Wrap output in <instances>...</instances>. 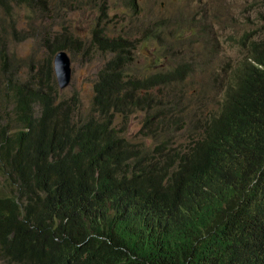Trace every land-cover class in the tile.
<instances>
[{
    "label": "trees",
    "instance_id": "1",
    "mask_svg": "<svg viewBox=\"0 0 264 264\" xmlns=\"http://www.w3.org/2000/svg\"><path fill=\"white\" fill-rule=\"evenodd\" d=\"M123 6L137 21L136 0ZM245 10L257 22L248 18L252 27L231 42L244 56L223 66L225 82L209 76L201 96L186 97L184 87L208 60L212 21L186 20L182 31L170 29L172 19L144 29L125 23L116 37L106 24L95 29L92 50L109 58L80 119L53 72L66 34L40 38L49 56L16 68L0 42V262L264 264V0ZM16 28L11 20L4 33ZM185 31L189 48L169 43ZM155 41L164 57L131 70L136 45ZM164 58L183 62L170 68ZM135 113L142 122L131 141L124 132Z\"/></svg>",
    "mask_w": 264,
    "mask_h": 264
},
{
    "label": "rangeland",
    "instance_id": "2",
    "mask_svg": "<svg viewBox=\"0 0 264 264\" xmlns=\"http://www.w3.org/2000/svg\"><path fill=\"white\" fill-rule=\"evenodd\" d=\"M105 5H101L102 2ZM124 0H46L44 4H12L5 9L0 6V42L7 50L8 56L14 60V67H20L29 61L38 59L44 60L49 56L48 50L39 49L38 41L42 37H57V34H66L63 37L66 46V52L71 60V79L69 85L59 90L58 93L62 98H76L78 101L77 119L85 118L90 110L91 98L93 95L92 86L96 79L98 71L102 68L109 56L102 52L92 50L91 37L95 29H102L105 26V33L109 37L123 35L120 29L126 27L125 23H132L135 29H144L152 25L156 19L164 18L175 22L177 28L181 31L187 26L186 17L188 14L189 0H136L140 7L141 13L135 21L128 16H124L122 11ZM252 0H205L208 11H223V15L215 24L214 33H212V44L208 48V59L212 64L202 66L197 62V67L191 74L189 83L184 87V94L189 96H201L204 84L208 81V73L212 70L214 63L218 59L223 64H234L235 58L239 52L232 51V41L240 40L241 36L252 27L248 18L257 22V18L252 11H246ZM162 4V7L161 5ZM172 8V11H167ZM32 18V20H28ZM38 19V20H37ZM11 20L16 22V35L12 31L7 35L4 33L8 30ZM255 25V24H254ZM47 28L43 32L42 29ZM66 28V32L63 30ZM35 30L34 36L30 34ZM23 36L28 38L23 41H17ZM30 35V36H29ZM137 35L140 36L138 33ZM183 34H176L169 41L176 48H189ZM251 38V37H249ZM167 48L163 44V49ZM163 51L159 53L158 42L153 43V47L146 49L136 45L134 52V62L130 67L136 71L139 66L146 64L149 59L155 55L164 57ZM199 58V57H198ZM187 56L184 61H190ZM183 60L163 59V65L174 67ZM204 71V72H203ZM203 72V73H202ZM3 80L0 74V82ZM205 90H208L205 87ZM210 104L209 107H213ZM141 116L132 115L125 128V134L132 137L131 141L137 139V132L141 127ZM122 120L117 118L115 125L120 128ZM3 183L0 179V187ZM0 264H3L0 262Z\"/></svg>",
    "mask_w": 264,
    "mask_h": 264
},
{
    "label": "clouds",
    "instance_id": "3",
    "mask_svg": "<svg viewBox=\"0 0 264 264\" xmlns=\"http://www.w3.org/2000/svg\"><path fill=\"white\" fill-rule=\"evenodd\" d=\"M160 5L162 7V4H160ZM167 11L168 12L169 11H172V8H168ZM216 12H210V11L207 10L206 5H205V0H189V8H188V14H187L186 20L187 21H193V22H200V21L203 20V23L211 22L212 21V23H213V33H214V27H215L216 22H215V20L212 19V17H213L214 14H216ZM222 12L223 11H219V13H222ZM160 19L166 21V20H170L171 17L169 19H166V20L164 18H160ZM169 27H170V29H174L175 28L174 21L171 20L169 22ZM184 33L187 34L188 32L185 31ZM60 51H65V50H60ZM243 56H244V54H240L239 53V55L237 56V58H235L234 63H237L238 60H240ZM53 59H54V57H53ZM150 61H151V59H149V61H147L146 64H149ZM204 63H205V65L212 64V60L211 59L205 60ZM227 64H229V63H227ZM224 65L225 64L221 63V61H219L217 59L216 62L214 63V66H213L212 70L208 73V75L211 76V77H213V78H218V79L222 80V82H225L226 81L227 74L222 72V68H223ZM229 65L232 66L231 64H229ZM70 69H71V60H70ZM53 72H54V63H53ZM54 77H55V72H54ZM70 79H71V77H70ZM55 81H56V77H55ZM56 84H57V81H56ZM57 87H58V85H57ZM58 89L60 90V88H58ZM212 97L213 96H210V98H212ZM218 99L219 98L216 97L214 100L213 99L210 100L209 105L211 103L213 104L214 101H216ZM7 113L8 114L11 113V108H7ZM133 115H140L141 116V119H142V114L141 113H135ZM178 143L179 144H187L188 142L186 140L179 139Z\"/></svg>",
    "mask_w": 264,
    "mask_h": 264
},
{
    "label": "water",
    "instance_id": "4",
    "mask_svg": "<svg viewBox=\"0 0 264 264\" xmlns=\"http://www.w3.org/2000/svg\"><path fill=\"white\" fill-rule=\"evenodd\" d=\"M54 72L58 88L64 89L70 82L71 69L70 58L65 51H59L55 54L54 59Z\"/></svg>",
    "mask_w": 264,
    "mask_h": 264
}]
</instances>
